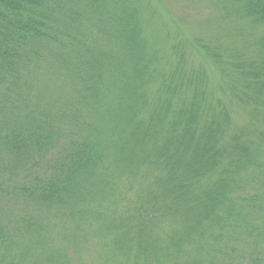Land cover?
<instances>
[{
    "label": "trees",
    "instance_id": "trees-1",
    "mask_svg": "<svg viewBox=\"0 0 264 264\" xmlns=\"http://www.w3.org/2000/svg\"><path fill=\"white\" fill-rule=\"evenodd\" d=\"M206 3L0 0V264H264V0Z\"/></svg>",
    "mask_w": 264,
    "mask_h": 264
},
{
    "label": "rangeland",
    "instance_id": "rangeland-1",
    "mask_svg": "<svg viewBox=\"0 0 264 264\" xmlns=\"http://www.w3.org/2000/svg\"><path fill=\"white\" fill-rule=\"evenodd\" d=\"M154 2L157 3L156 5H158V7L160 8V9L158 8L159 11L161 12V14H163V17L166 20L165 21L167 24L166 26L168 27V25L170 24L172 29L175 27H179V29L183 31L186 35H192L194 33V30L197 31V28L198 30L200 28L203 29L201 25L204 23V21L208 19V13H207L208 10L206 3L208 2V0H161V2L164 4L162 6H161L162 3H158L157 0H154ZM155 15L157 16L156 19H159V25L164 24L163 17L159 13L154 11V16ZM173 18L177 19L179 22L174 23ZM162 30L164 32L165 28H163ZM205 30H206L205 32H207L208 28ZM231 110L233 111V115L237 116V118H241V116H243V118L245 117L244 110L239 106L232 107L231 105ZM1 175H4V173H1ZM1 187L7 189L6 184H3V186ZM2 188H0L1 209L3 211H7L9 209L10 213L11 210L17 211V204H12L11 207L9 204H6V198L2 199L6 195V193L3 191ZM18 203L22 204L21 202ZM21 207L22 206H20L18 210L22 209ZM122 211L123 210H121L120 212ZM50 216L51 218L49 219L50 223H48L49 225L48 228L52 230L53 232L52 235H54V238H56L58 242L59 240L58 236L63 235L64 238H66L68 241L67 244L69 247L68 248L69 259L65 261L63 264L69 263L71 261H73L74 264H78L81 258L85 260L84 264H97V258L92 253L93 251L92 248L95 242L94 239L93 238L90 239L89 237L87 241L83 242L84 238H82L81 242L76 243L73 237L74 231L77 232L84 229L89 230V227L94 223L90 225L87 224L86 226L85 221L87 220L85 219L74 222L72 219L64 218L62 216H52V215ZM43 219L44 221H47L46 216L43 217ZM78 225L81 227H83L84 225L85 227L81 229L80 228L75 229V226ZM84 253L87 254L84 255Z\"/></svg>",
    "mask_w": 264,
    "mask_h": 264
}]
</instances>
